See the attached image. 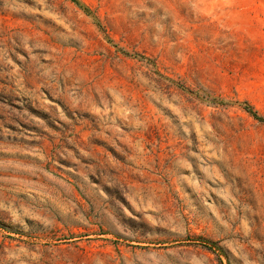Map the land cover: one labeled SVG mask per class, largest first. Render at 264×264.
<instances>
[{
  "label": "rangeland",
  "instance_id": "1",
  "mask_svg": "<svg viewBox=\"0 0 264 264\" xmlns=\"http://www.w3.org/2000/svg\"><path fill=\"white\" fill-rule=\"evenodd\" d=\"M0 0V264H264V0Z\"/></svg>",
  "mask_w": 264,
  "mask_h": 264
},
{
  "label": "trees",
  "instance_id": "2",
  "mask_svg": "<svg viewBox=\"0 0 264 264\" xmlns=\"http://www.w3.org/2000/svg\"><path fill=\"white\" fill-rule=\"evenodd\" d=\"M72 1H74L75 3H77L76 0H72ZM247 112H248V113H249V114H250L255 120H257L258 122L264 124V118L261 117V116H259L256 112L252 111L251 108H247Z\"/></svg>",
  "mask_w": 264,
  "mask_h": 264
}]
</instances>
